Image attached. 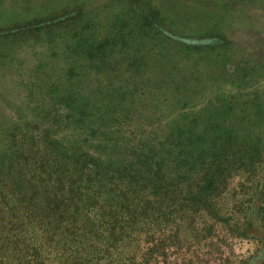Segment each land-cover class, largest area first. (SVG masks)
Masks as SVG:
<instances>
[{
	"label": "trees",
	"instance_id": "obj_1",
	"mask_svg": "<svg viewBox=\"0 0 264 264\" xmlns=\"http://www.w3.org/2000/svg\"><path fill=\"white\" fill-rule=\"evenodd\" d=\"M187 2L193 6V0ZM138 9L133 17L123 12L100 42L84 36L96 26L84 19L82 7L66 8L52 24L72 25L71 51L76 55L80 47L84 59L93 52L112 57L142 33L173 39L186 49L233 52L223 36L212 33L218 18L212 24L200 19L197 24L207 31L195 40L160 30L161 12L141 17ZM72 65L69 77L51 88L50 113L22 124L0 159V264H194L211 252L215 238L264 234V139L236 133L239 121L260 109L257 92L242 98L219 90L209 102L215 110L204 116L189 111L181 120L177 112L170 116L174 131L161 138L160 131L140 129L144 134L132 143L112 127L114 121L127 122L123 105L133 102L132 89L143 95V87L129 86L126 95L109 84L91 97L75 81L82 74ZM150 84L160 94L161 88ZM185 86L165 92L168 97L161 94L159 103L178 110L190 106ZM238 98L244 113L239 121L228 114ZM159 103L153 101L154 109L162 110ZM68 126L76 131V147L60 142ZM235 177L243 181L242 197L231 188ZM252 264H264V253Z\"/></svg>",
	"mask_w": 264,
	"mask_h": 264
},
{
	"label": "rangeland",
	"instance_id": "obj_2",
	"mask_svg": "<svg viewBox=\"0 0 264 264\" xmlns=\"http://www.w3.org/2000/svg\"><path fill=\"white\" fill-rule=\"evenodd\" d=\"M187 1L0 0V159L8 154L11 138L20 133L22 124L33 123L50 113L51 88L69 77L73 62L76 63L75 72L82 74L75 81H80L81 87L91 97L92 92L109 84L122 94L127 92L126 95L129 86L143 87V95L139 90L132 89L133 102L123 105L127 122L114 121L112 127L132 143H137L144 134L140 129L160 131L161 138L165 133L174 131L176 122H172L170 116L176 118L177 112L180 115L176 119L181 120L189 111L198 115L203 113L201 116H204L215 110L209 102L219 90L228 96L240 94L242 98L257 92L261 99L260 109L251 111L240 122L244 113L238 98L228 114L229 118L239 116L236 133L241 138L264 139V0L254 3V0H193V6ZM138 6L143 10L139 14L141 17L150 11L153 14L161 12L160 30L166 29L169 33L195 40L203 38L207 31L204 25L197 24L200 19L212 24L218 18L212 33L218 32L223 36L225 43L233 47V52L220 56L225 53L217 49H186L173 39L161 41L155 36L153 40L142 33L128 39L125 45L118 46L112 57L93 52L90 59H84L78 56L80 47L76 55L71 51L70 46L76 44L71 37L72 25L68 22L52 24L54 19H58L54 17H60L66 8L82 7L84 19L96 26L93 34L84 33V36L93 35L100 42L112 33L117 18L123 19V12L133 17L135 10H140ZM35 21L50 22L36 26L33 24ZM242 33L246 38L239 39L237 36ZM233 53H239L238 61ZM246 70L250 74L247 77L243 76ZM150 82L156 89L161 88L160 94L154 92ZM183 84L188 91L185 95L191 100L190 106L180 105L178 110L159 103L161 94L168 97L165 92L171 95L175 86L177 90V86ZM149 88L151 91L147 92L145 89ZM153 101L159 103L162 110L154 109ZM203 109L208 110L205 112ZM60 142L70 148L78 145L73 126L63 128ZM241 183L242 179L234 178L231 185L234 192L241 191L238 187ZM242 195L240 192L238 197ZM255 236L252 239L229 238L223 241L215 238L209 250L211 252L202 255L194 264H252L258 254L264 253V234L256 233ZM206 251L208 248L202 253ZM217 253L221 254L217 256Z\"/></svg>",
	"mask_w": 264,
	"mask_h": 264
}]
</instances>
